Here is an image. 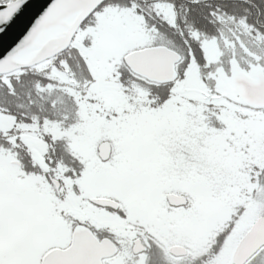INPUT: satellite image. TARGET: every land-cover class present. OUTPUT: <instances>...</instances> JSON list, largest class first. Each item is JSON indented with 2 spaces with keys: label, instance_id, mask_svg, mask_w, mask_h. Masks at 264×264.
I'll list each match as a JSON object with an SVG mask.
<instances>
[{
  "label": "snow or ice",
  "instance_id": "1",
  "mask_svg": "<svg viewBox=\"0 0 264 264\" xmlns=\"http://www.w3.org/2000/svg\"><path fill=\"white\" fill-rule=\"evenodd\" d=\"M0 264H264V0H52L0 58Z\"/></svg>",
  "mask_w": 264,
  "mask_h": 264
},
{
  "label": "water",
  "instance_id": "2",
  "mask_svg": "<svg viewBox=\"0 0 264 264\" xmlns=\"http://www.w3.org/2000/svg\"><path fill=\"white\" fill-rule=\"evenodd\" d=\"M52 0H27L21 10L0 33V58H2L28 31L34 20ZM2 8V6H0ZM4 27V25H0Z\"/></svg>",
  "mask_w": 264,
  "mask_h": 264
}]
</instances>
